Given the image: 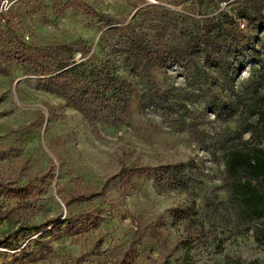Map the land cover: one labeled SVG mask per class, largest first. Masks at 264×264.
Returning a JSON list of instances; mask_svg holds the SVG:
<instances>
[{"label": "rangeland", "instance_id": "obj_1", "mask_svg": "<svg viewBox=\"0 0 264 264\" xmlns=\"http://www.w3.org/2000/svg\"><path fill=\"white\" fill-rule=\"evenodd\" d=\"M64 1L0 0V185L32 187L24 199L0 194V264H264V217L237 224L223 183L224 152L248 138L244 117L218 106L253 88L258 64L232 80V62L252 49L264 59V30L241 16L247 2L78 0L87 14L61 11ZM123 24L160 48L215 41L224 60L188 54L138 75L115 48L118 30L102 35ZM79 40L129 85L115 122L83 119L31 65L8 58L13 47L35 54ZM124 167L140 170L115 176ZM90 189L102 194L76 201Z\"/></svg>", "mask_w": 264, "mask_h": 264}, {"label": "trees", "instance_id": "obj_2", "mask_svg": "<svg viewBox=\"0 0 264 264\" xmlns=\"http://www.w3.org/2000/svg\"><path fill=\"white\" fill-rule=\"evenodd\" d=\"M247 5L241 9V16L247 22L253 24V29L264 30V0H245ZM85 10L78 0H65L61 11L65 9ZM123 24L111 25L102 31L119 32V40L115 48L121 46L120 54L123 55L125 64H129L132 72L138 75H150L153 67H166L169 62L180 63L188 54H197L203 61L219 65L224 59L225 45L213 41L211 44L198 39L194 43L185 41L171 46L159 47L157 44L144 42L141 35L137 34L133 27ZM223 34V26L218 27ZM83 41L65 44L56 43L43 50L39 49L34 54L24 46L13 47L8 51V58L22 65H31L34 71L41 75L38 80L44 89L59 93L67 103L78 111L81 117L87 121L95 122L105 119L112 123L117 120L116 109H124L128 83L112 69L110 62L97 59L89 49H84ZM81 53V60L73 59L72 46ZM229 47V44L226 45ZM236 52V51H235ZM238 54L242 53L237 49ZM89 54V55H88ZM248 60L258 64L255 69L253 88L249 96L234 93L235 101L232 104L220 103L221 112H228L231 117L240 112L244 117L243 133H248V138L240 145L228 148L223 154V183L227 192V204L237 224L245 225L258 221L264 217V59L254 49L248 51L245 57L232 62L233 73L230 79H234L240 70L245 68ZM154 104H159V90L153 91ZM125 110V109H124ZM123 112V111H122ZM113 115L114 117H108ZM165 174L180 177L176 169L160 167ZM140 170L135 167H124L115 176L125 177ZM145 170V169H143ZM2 190H13L15 195L24 199L32 192L29 184L18 187H6L0 185ZM102 194V191L90 189L87 194L80 193L76 201L83 202ZM48 223L47 225L51 224ZM4 244L0 241V245ZM7 246H10L9 244ZM124 264V263H117ZM240 264H257L256 260H250Z\"/></svg>", "mask_w": 264, "mask_h": 264}, {"label": "built area", "instance_id": "obj_3", "mask_svg": "<svg viewBox=\"0 0 264 264\" xmlns=\"http://www.w3.org/2000/svg\"><path fill=\"white\" fill-rule=\"evenodd\" d=\"M3 19V18H2Z\"/></svg>", "mask_w": 264, "mask_h": 264}]
</instances>
